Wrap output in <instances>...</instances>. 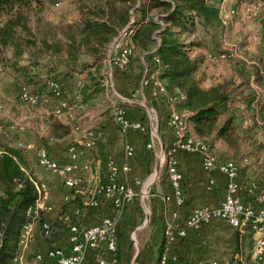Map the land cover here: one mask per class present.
Here are the masks:
<instances>
[{
  "label": "trees",
  "instance_id": "trees-1",
  "mask_svg": "<svg viewBox=\"0 0 264 264\" xmlns=\"http://www.w3.org/2000/svg\"><path fill=\"white\" fill-rule=\"evenodd\" d=\"M222 1L65 0L67 6H61L52 19H47L38 14L44 7L40 0H0V64L19 74L21 85L27 86L31 92L59 104L64 103L60 114L70 111L79 117L86 109L93 108L90 102L103 92L102 71L108 47L128 27L132 31L129 38L133 54L124 69L113 68L114 75L121 72L142 74L144 60L149 71L159 72V78L170 94L184 95L175 103V108L187 112L189 132L208 143L218 155L232 159L239 172L247 175V180L259 181L264 178V145L253 140L250 149L242 152L240 133L251 134L257 125L250 117L252 123L243 126L245 117L241 106L249 109L258 105L262 116L264 58L253 57L249 63L246 59L228 57L229 68L221 79L206 85L204 80L207 76L201 70L199 50L207 46L205 36L213 39L222 33ZM240 1L248 3L254 0ZM260 39L264 52V17ZM27 48L33 49L39 57L30 56L24 65L21 61ZM206 56L208 58V53ZM154 57L158 62L153 61ZM252 79L263 88L261 96L257 97L251 87ZM53 82L58 83L57 89L51 87ZM149 100L155 109L159 105L169 107V113L170 103L165 97L149 96ZM49 114L50 135L58 139L69 137L73 131L71 123L65 122L56 110ZM99 116L113 120V107ZM93 127L92 130L103 131L105 123L97 122ZM261 128L264 133V123ZM103 136L96 143L97 154L102 159L105 156ZM3 148L0 155V184L3 188L0 194V264H14L20 232L27 220V209L41 199L42 193L40 183L28 166L24 149L16 146ZM168 149L165 147V151ZM76 189L70 190L75 192ZM77 196L63 205L55 225H66L64 215L74 221L75 209L81 215L83 206ZM70 202H78L75 209L69 206ZM44 220L40 212L37 222L41 225ZM55 225L52 224L53 230ZM161 225L163 235L157 239L156 264L165 249V223ZM116 234L115 264H122L121 220L117 222ZM236 241L239 251L238 233ZM144 255L145 247H142L138 264H144ZM36 264H43V260Z\"/></svg>",
  "mask_w": 264,
  "mask_h": 264
},
{
  "label": "built area",
  "instance_id": "built-area-1",
  "mask_svg": "<svg viewBox=\"0 0 264 264\" xmlns=\"http://www.w3.org/2000/svg\"><path fill=\"white\" fill-rule=\"evenodd\" d=\"M253 5H244L243 11L250 13ZM237 9L233 6L227 7L226 0H223L220 6V16L222 20H230L237 13ZM132 31L124 29L120 33V39L116 44L118 52L111 57V66L124 69L128 64L129 57L132 54L129 35ZM226 52L208 53V59L212 62L225 57ZM158 62L156 57L153 58ZM112 70V69H111ZM139 93L141 97H165L170 103V111L167 116V125L172 133V146L186 151H197L200 156L202 167L210 172L223 173L227 178L226 190L224 197L219 203L213 207H196L193 208L188 215L185 226L178 222L179 208L186 204V196L184 192V177L182 172L177 168L176 159L168 155L167 176L171 187L170 195L164 196V203L173 202L171 216L165 223L164 237L165 249L159 257V264H188L181 261L173 252V245L178 240L188 235L189 229H199L202 224L207 223L211 218L217 217L227 221L233 228L242 230L250 229L256 236V244L252 250V258L256 264H259L264 257V178L259 181L243 180L236 163L232 159L220 157L208 143L197 139L189 132L187 121V112H180L175 108V103L179 99H183L184 95L170 94L164 83L159 78L157 70L149 71L148 65L145 63V70L140 78ZM51 87L58 88V83H51ZM18 99L27 104H36L39 102V95L30 91L27 86L20 85ZM3 106L0 97V108ZM64 103L56 108V112L60 113ZM113 120L121 131L132 129L138 133H148V126L142 119L132 118L124 106L113 105ZM15 128L14 125H11ZM1 130V127H0ZM103 135L100 129H88L82 138L74 139L68 145L67 153L70 158L65 163H60L53 159L46 147L42 145H33L31 143H18L17 147L25 150H33L36 156L37 164L55 173L61 180L62 184L68 188H77L82 177L77 171L75 161L77 157L84 156L88 150L94 148L98 139ZM151 148V143L147 145ZM4 152L3 144L0 139V155ZM125 153L128 157L133 156L134 149L130 144L125 145ZM106 173L104 182L99 188V196L88 201L90 206H94L99 202L100 197L110 201V211L101 217L100 221L89 226H84L77 221H73L67 215H64V221L68 231L69 251L65 252L59 247H52L47 250L46 255L56 257L57 264H85L86 256L89 251L97 254L96 264H114L116 261L117 251V234L116 225L120 218L123 205L132 198V190L120 179L122 173H125L129 166L127 163H118L113 159L106 161ZM82 169L90 170L88 164H83ZM215 184V178L212 175L207 184L208 189H212ZM41 199L33 206L27 209V220L23 225L18 242V250L20 247L27 245L33 232L35 223L44 206L41 202L44 186L40 184ZM257 191V193H255ZM255 193V194H254ZM66 199L68 196L65 197ZM78 215V211L75 213ZM52 221L44 220L40 225V229L47 237H51L54 230ZM14 258V264H17L20 258L18 253ZM43 254L37 253L33 258V264L43 260ZM240 260L239 253H234L233 260L229 264H237ZM197 264H201L198 262Z\"/></svg>",
  "mask_w": 264,
  "mask_h": 264
},
{
  "label": "crops",
  "instance_id": "crops-1",
  "mask_svg": "<svg viewBox=\"0 0 264 264\" xmlns=\"http://www.w3.org/2000/svg\"><path fill=\"white\" fill-rule=\"evenodd\" d=\"M246 61L249 60L246 59ZM1 65L3 64H0V69H2ZM6 68L7 69L3 72L0 71V91L4 95L8 93L11 94L10 88L12 87V85L10 83L11 81L9 80V75H15V73L8 70V67ZM121 74L122 73H117L115 76V80L118 85L121 84L118 80H122L124 78V75L127 77H138V75H132V73L129 72H124L123 75ZM122 86L123 85H120L119 87L121 90H123L124 88ZM138 87L139 91L140 86ZM122 106L125 107L132 118L142 119V116L138 113L139 111L128 107L127 105ZM96 107L99 108L100 105H97ZM252 107L254 111V116H252L254 118L253 123H255L257 126L254 127L251 134L247 135L243 132L240 133L241 150L243 153H246L251 147L249 145L244 146L242 144L244 136L248 138V143H251V141L254 140L257 143L264 144V133L261 128L264 123V109L262 110V116H260L258 105H254ZM102 108L103 110L105 109V107ZM168 110L169 107L161 105H159L156 109L157 113L161 116V122L164 123V127H166L165 131L169 132L167 137L164 138L163 143L159 141V144L163 154H165L163 149L164 145L166 147L169 146V149L165 151L166 156L171 155L176 159L177 168L180 170V172H182L184 177V192L186 196V204L183 207L179 208L178 222L182 226H185V221L193 208L202 206L213 207L219 203V201L225 195L227 178L223 173H210L206 171L200 163V156L197 151H186L172 146V133L167 125ZM86 115L89 118L87 117L88 119L82 120V118L76 117L75 114L71 113L70 111H65L61 115V118L65 122L80 124V126H83L84 128L85 126L88 127L97 122H101L103 124L105 123V129L103 130V135L105 136H103L104 138L103 140H101L103 141V153L105 155L103 159L97 154L98 151L96 150V147H94V149H91L95 151L94 156L87 157V153V155L77 157L75 161L77 171L82 177V181L80 183L81 185L80 187H77L75 193H77V197L81 201L80 205L83 206V211L81 210V215L79 214V212L78 215L75 214L74 218H76L77 220L79 219L80 221H76L80 224L89 226L99 222L101 217L107 212L110 205V201L103 197H100L99 202L94 206H90L88 204V201L95 197H98L99 195V188L105 179L106 161L108 159H113L118 163H127L129 169L124 173L123 178L124 181H130V179H132L135 174L139 173V171H141L142 173H144L145 170L147 171L149 157L152 156L151 153L154 150H152V148L154 147V141H152L151 134V136H147L148 138L146 137L145 145H143L142 140L144 136L142 138V136L139 135L138 132L132 129H128L124 132L121 131L118 125L113 120H105L102 116H99L98 111H96V114ZM12 116H14V113L10 111L8 113L6 111L0 112V139L3 146L17 147L18 143L42 145L47 148L50 156L58 162L65 163L70 160L67 153V148L68 145H70L73 140L76 139L74 136H69L64 139L54 138L50 135L49 130H47L46 132L44 130L40 131L38 125H30L29 130L28 128H18L16 124L14 128L11 126L12 122H10L13 119ZM18 118L22 119L24 117ZM80 120L81 122H79ZM251 123L252 121L251 119H249V121L243 122V126L246 127ZM48 127L49 125H47V128ZM83 135L84 133L81 134L80 137ZM120 136L124 139V141ZM139 136H141V138ZM120 140H122V143L120 142ZM150 143L151 148H147V145ZM126 144H130L133 146L134 154L131 157H128L125 153ZM217 146H220V144L217 143ZM24 151L26 153L28 166L32 171L33 177H35V179L44 186V192L41 200L44 206L42 210L43 217L46 220L55 222L56 219L60 217L63 205L70 200H73L76 195L69 193L70 189L66 188L62 184L61 180L55 173L44 169L37 164L36 156L33 150L24 149ZM85 163L89 165L90 170L85 171L82 169V165ZM212 175L215 178V184L212 189H208V180ZM165 176V179L162 178L160 180L161 188L159 189L158 187H156V194L159 197V199H157V202L159 201L164 205L166 203H164V200L162 198L164 196L170 195L171 193V187L169 185L168 177L166 174ZM241 177L243 180L247 179V175L242 176L241 174ZM153 180L154 178L152 179V181ZM2 189V185L0 184V194L2 193ZM66 196H68L67 199L65 198ZM77 203L78 202H70L69 206H71L72 209H75ZM166 205L170 206L168 208V215L171 216L172 209L175 208L174 204L173 202H169ZM76 211L77 210L75 209V212ZM156 224L157 236L155 239V243L152 246L154 256L152 255L151 257V264L157 263L158 258L156 255V244L158 243L157 241H159L157 239H161L163 235V232L160 228V223H158V219H156ZM233 229L235 228H233L227 221L221 218L213 217L207 223L202 224L199 229H189L188 235L185 238L178 240V242L173 245V252L181 261L188 264H197L198 262H201V264H229V262L233 260L234 253L237 252L240 255V260L237 261V264H248L245 262L242 251L235 250L237 241L236 232H234ZM47 238L49 237L44 235V233L40 229V224L36 222L33 228L32 236L27 245L20 247L18 250L20 258L17 264H33V258L37 253H42L44 255L43 264H57L56 257L47 256L46 252L52 247H59L65 252L69 251L68 231L66 225L65 227L58 229L56 235L52 238L51 241H48ZM240 239L241 235H239V243ZM252 239L254 240V244L252 245V243H250V246L248 247L250 252L256 244V236L253 233ZM145 250L148 251L147 249ZM96 259V252L89 251L86 256L85 264H96ZM249 261L252 264V260L250 259ZM259 264H264V257Z\"/></svg>",
  "mask_w": 264,
  "mask_h": 264
},
{
  "label": "rangeland",
  "instance_id": "rangeland-1",
  "mask_svg": "<svg viewBox=\"0 0 264 264\" xmlns=\"http://www.w3.org/2000/svg\"><path fill=\"white\" fill-rule=\"evenodd\" d=\"M43 2L44 7L42 8L41 12L38 14L40 16L46 17L47 19H52L54 14L58 13L61 6H67L65 0H40ZM253 5V10L248 14L244 12L242 9L244 5ZM226 6L237 9V13L231 17L230 20H222V33L217 34L213 39L206 35L205 40L207 46L201 50V70L205 71L207 79L204 80V84H210L212 82L218 81L221 79V75L229 68V64L227 61L228 57L239 58V59H249V63L253 61V57H262L264 58V52L262 51L261 39H260V31H261V21L264 17V2L259 0H254L253 2H241L240 0H226ZM68 8V7H67ZM128 29V28H127ZM124 30V29H123ZM122 30V31H123ZM126 30V28H125ZM121 33V32H120ZM118 40L120 39V34L117 36ZM115 37L114 40L117 38ZM109 45L106 57L104 59V78H103V85L104 90L98 96L95 97L94 100L90 102L93 108L86 109V112L83 114H96V111L102 114L104 110L110 109L113 105H127L137 111L142 116V120L148 126V133L142 134L138 133L139 135L144 136L142 142L145 145V140L147 136H151L152 134V141H154V147L152 148V156L149 157L147 171L145 170L144 173L139 171V173L135 174L132 179L124 181V173L120 176V179L132 190V198L129 201H126L123 205L122 212L120 214L119 220H121V236H122V253H123V263L122 264H135L134 258L136 252L141 250L142 247H145L149 251L151 246L154 245L157 233V224L156 219H158V223H160V228L163 230L162 223H165L166 219L170 217L168 215L169 205H164L161 202H157L159 197L156 194L157 188H161L160 180L163 178L165 179L166 176L163 177V174L167 175V156L165 152V145L163 147L164 153L161 151V147L159 141L163 143V140L169 132L165 131L166 127H164V123L161 122V116L157 113L156 109L151 105L149 97H141L138 86L140 82V78L143 74L140 73L138 77L132 76H125L120 81V85H123V90L119 87L120 85L117 84L115 80V75L113 73L114 66H111V57L118 52V48H116V44L118 40L113 44ZM212 50H210V49ZM26 51L23 52L22 56L23 61L22 64H26L29 57H34L35 59L39 56L36 55L35 51L31 48L25 49ZM212 51H222L226 52L225 57L217 60L216 62L210 61L206 54ZM229 52L230 54H228ZM133 54V51H132ZM131 54V55H132ZM142 57V56H141ZM130 60V57H129ZM143 61V66L145 70V62ZM44 64V63H42ZM2 69L0 71L6 70L7 66L1 65ZM112 69V70H111ZM143 70V71H144ZM122 73V72H121ZM123 75V73L121 74ZM133 75V74H132ZM77 75L75 78L77 79ZM81 77V76H80ZM9 80L11 81L12 87L10 88L11 94L4 95L0 91V97L3 103V106L0 108V112L6 111L7 113L10 111L14 113L13 119L10 121L12 125L22 128L30 129V125L36 126L38 125L40 131H47L48 122L47 117L50 115V111L56 110L61 104L58 102L50 101L49 99H45L39 96V102L36 104H27L21 102L18 97V90L19 86L22 83V79L19 74H15L13 76L9 75ZM251 87L256 91V96H261L263 92V88L260 85L256 84L255 81L252 79ZM5 87V86H4ZM120 89V90H119ZM9 91V92H10ZM143 100H145L149 107L144 106ZM100 105L99 108L96 106ZM102 107H105L103 110ZM65 112V111H64ZM63 112V113H64ZM57 113V112H56ZM61 113V112H60ZM58 113V115H62ZM79 116L83 119H88L87 115ZM242 114L245 117L244 121H249L250 117L254 116L253 108H246L242 106ZM18 117H24L19 119ZM78 117V118H79ZM88 117V118H87ZM110 119V117H107ZM81 122V120L79 121ZM28 125V127H27ZM73 131L70 136H74L76 139L82 138L80 137L81 134L85 133L88 129L94 128V124L85 128L80 126V124H73ZM83 132V133H82ZM29 134V133H28ZM31 135V134H30ZM244 135V134H243ZM141 136H139L141 138ZM121 137V136H120ZM148 138V137H147ZM121 139H123L121 137ZM124 141V139H123ZM122 143V140H120ZM35 144V143H34ZM244 146H251L248 143V138L244 136L243 143ZM264 145V144H263ZM97 146V145H96ZM95 146V147H96ZM123 147V146H122ZM169 147V146H168ZM87 157L94 156L95 151L88 150L85 155ZM90 153V155H89ZM219 154V153H218ZM220 156V155H219ZM222 157V156H220ZM245 175L242 173V176ZM152 177V178H151ZM168 177V176H167ZM151 178V179H150ZM154 180L152 181V179ZM247 180V179H246ZM138 181V182H137ZM152 181V182H151ZM81 185V184H80ZM80 185L78 187H80ZM170 185V184H169ZM73 191V190H72ZM69 191L70 194L76 195L77 193ZM159 191V190H158ZM158 193V192H157ZM97 195V194H96ZM99 196V195H98ZM111 205H109L108 210L110 211ZM69 210V209H68ZM68 212V211H67ZM169 216V217H167ZM118 220V221H119ZM168 220V219H167ZM57 221V219H56ZM55 221V222H56ZM76 221V219L74 220ZM55 222L52 223L55 225ZM57 224V223H56ZM162 226V227H161ZM65 227V225H63ZM60 226L55 225L54 232L51 237L47 238L48 241H51L52 238L56 235V232ZM234 232L241 235L240 245L239 248L244 255L245 262L251 264L249 261L252 260V264H255L251 255L252 251L250 252L248 247L250 243L254 244V240L252 239V231L250 229H233ZM251 245V246H252ZM237 247V243H236ZM246 249V250H245ZM237 250V248H235ZM239 250V251H240ZM253 250V249H252ZM146 251V255H144L143 261L145 264H151V257L154 256V252ZM139 259V258H138ZM152 262V261H151ZM138 264V260L137 263Z\"/></svg>",
  "mask_w": 264,
  "mask_h": 264
},
{
  "label": "water",
  "instance_id": "water-1",
  "mask_svg": "<svg viewBox=\"0 0 264 264\" xmlns=\"http://www.w3.org/2000/svg\"><path fill=\"white\" fill-rule=\"evenodd\" d=\"M128 27H126V29H127ZM118 40V37L114 40V42H113V44H115V42ZM144 106H147V107H149V109H150V106L148 105V103L145 101V100H143V103H142ZM139 254H140V250H138L137 252H136V255H135V258H134V263L136 264L137 263V260H138V258H139Z\"/></svg>",
  "mask_w": 264,
  "mask_h": 264
}]
</instances>
